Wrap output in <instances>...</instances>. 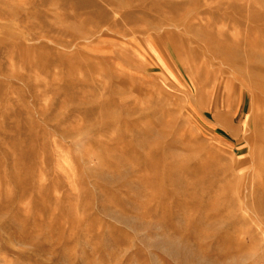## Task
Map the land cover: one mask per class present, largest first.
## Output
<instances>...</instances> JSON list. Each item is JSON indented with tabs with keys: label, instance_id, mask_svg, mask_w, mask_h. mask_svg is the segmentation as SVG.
I'll list each match as a JSON object with an SVG mask.
<instances>
[{
	"label": "rangeland",
	"instance_id": "374dc122",
	"mask_svg": "<svg viewBox=\"0 0 264 264\" xmlns=\"http://www.w3.org/2000/svg\"><path fill=\"white\" fill-rule=\"evenodd\" d=\"M0 264H264V0H0Z\"/></svg>",
	"mask_w": 264,
	"mask_h": 264
}]
</instances>
